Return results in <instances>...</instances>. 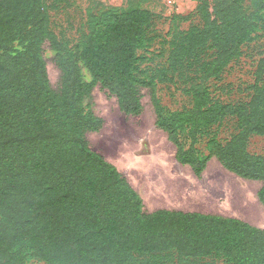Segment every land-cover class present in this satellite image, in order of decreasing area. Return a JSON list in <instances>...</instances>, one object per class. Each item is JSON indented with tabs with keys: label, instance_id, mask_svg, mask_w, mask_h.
<instances>
[{
	"label": "trees",
	"instance_id": "obj_1",
	"mask_svg": "<svg viewBox=\"0 0 264 264\" xmlns=\"http://www.w3.org/2000/svg\"><path fill=\"white\" fill-rule=\"evenodd\" d=\"M148 1L90 0L71 45L52 30L50 15L71 0H0V264L30 257L46 264H264L263 227L201 211H146L128 179L90 146L88 133L104 125L85 103L93 88L107 89L128 115L143 111L148 88L156 125L177 159L200 176L216 156L236 175L263 182L264 205V154L249 148L253 135L264 136V59L249 101L216 100L210 84L254 39L264 0H248L250 7L246 0H198L195 14L167 17L166 34L154 27L158 14ZM46 42L61 70L59 90L50 84ZM154 57L156 67H145ZM157 78L180 82L192 104L168 109ZM230 115L238 131L225 143L212 138L202 154V136Z\"/></svg>",
	"mask_w": 264,
	"mask_h": 264
},
{
	"label": "rangeland",
	"instance_id": "obj_2",
	"mask_svg": "<svg viewBox=\"0 0 264 264\" xmlns=\"http://www.w3.org/2000/svg\"><path fill=\"white\" fill-rule=\"evenodd\" d=\"M90 0H71L70 4L58 11H50L51 28L60 39L74 44L80 28L86 20V9ZM111 5H125L126 0H102ZM198 0H149L144 3L158 14L154 27L166 34L170 28L167 17L174 13L184 15L195 12ZM245 5L250 7L246 0ZM195 14V13H194ZM162 15V16H161ZM193 21L200 19L194 15ZM190 22H184L188 28ZM44 57L51 87L59 90L61 70L57 65L55 51L44 43ZM159 48V45L156 49ZM261 59H264V23L254 34V39L243 46L240 58L227 67L219 80L211 81V91L216 100L227 103L249 101ZM159 59L148 60L145 67H156ZM85 80L92 81L86 68ZM155 80V91L161 103L170 110L181 109L192 104L190 96L181 88ZM143 111L138 115L123 112L117 98L107 89L96 85L85 103L104 119L98 132L88 133L93 150L113 163L140 193L146 211L159 208L184 211H201L210 214L233 216L264 228V205L258 192L263 186L259 180L245 179L227 170L216 156H213L204 170L197 176L191 167L182 164L176 157V146L165 131L156 125V113L151 100L150 89H142ZM235 116L225 117L200 140L202 154H209V141L216 138L225 143L238 131ZM250 150L264 154V136L253 135ZM226 264L221 258H206L199 264ZM25 264H46L35 258H28Z\"/></svg>",
	"mask_w": 264,
	"mask_h": 264
}]
</instances>
